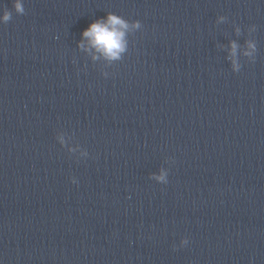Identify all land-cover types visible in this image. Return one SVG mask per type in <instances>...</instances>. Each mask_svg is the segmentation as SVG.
Listing matches in <instances>:
<instances>
[{"label": "clouds", "instance_id": "9594fccd", "mask_svg": "<svg viewBox=\"0 0 264 264\" xmlns=\"http://www.w3.org/2000/svg\"><path fill=\"white\" fill-rule=\"evenodd\" d=\"M14 10L17 14H25V8L23 6L22 0H14ZM12 19V12L5 7L0 21L7 23ZM221 20L224 17L220 18ZM142 24L139 20H134L132 22L127 21L119 15L108 13L106 19H98L93 21L82 33L83 38H85L92 48H95L97 52L103 54V56L109 61L119 60L122 58V54L127 51V39L126 35L131 29H140ZM255 31V26L252 28ZM239 29L237 32L239 33ZM79 47L83 48L84 45L81 42ZM239 45L233 41L231 42L230 58L232 59V70L233 72H239L241 65L237 60V50ZM257 52V44L253 40L246 41V48L243 52L245 57L252 58L254 61ZM96 59V57H93ZM61 144L64 143L63 138H60ZM87 155V153H85ZM166 173L163 171L159 176L155 174L151 178L160 181L162 183H167ZM76 183V180H72ZM182 244L187 245L188 240L182 241Z\"/></svg>", "mask_w": 264, "mask_h": 264}]
</instances>
